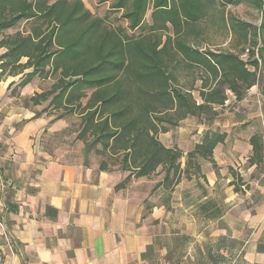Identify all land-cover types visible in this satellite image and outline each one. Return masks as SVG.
<instances>
[{"label":"crops","instance_id":"crops-1","mask_svg":"<svg viewBox=\"0 0 264 264\" xmlns=\"http://www.w3.org/2000/svg\"><path fill=\"white\" fill-rule=\"evenodd\" d=\"M245 6L262 13L249 3L228 5V28L211 24L215 34L202 45L240 57L250 47L260 77L240 99L227 89L219 118L225 141L200 160L203 175L170 187L162 173L118 189L126 172L50 146L53 156L39 137L61 121L11 105L13 78L0 77V220L14 242L13 253L0 230V264H264V27L233 11ZM239 21L258 28L252 42L236 29ZM34 90L32 81L22 93ZM194 145L178 141L185 153Z\"/></svg>","mask_w":264,"mask_h":264},{"label":"trees","instance_id":"trees-1","mask_svg":"<svg viewBox=\"0 0 264 264\" xmlns=\"http://www.w3.org/2000/svg\"><path fill=\"white\" fill-rule=\"evenodd\" d=\"M101 1L120 11L127 27L109 26L83 0H0V75L21 74L22 88L36 77L53 78L49 88L23 105L47 103L33 110V117L53 111L51 122L77 115L76 138L84 143L85 155L99 154L100 170L127 172L118 189L159 169L168 187L182 177L203 175L200 160L212 158L227 137L213 127L224 111L227 89L240 99L260 75L257 59L245 62L202 44L211 24L222 32L228 28V5H255L264 27V0ZM24 21L31 23L29 30L7 33ZM237 25L247 42L258 34L252 23ZM127 29L143 31L134 36ZM189 117L206 126L192 149L185 153L161 141L159 134ZM257 140L253 135L252 144L261 146Z\"/></svg>","mask_w":264,"mask_h":264},{"label":"rangeland","instance_id":"rangeland-1","mask_svg":"<svg viewBox=\"0 0 264 264\" xmlns=\"http://www.w3.org/2000/svg\"><path fill=\"white\" fill-rule=\"evenodd\" d=\"M86 4V6L91 9L94 15L105 17L107 19V22L109 23V26H118L122 25L124 27H127L126 21L122 18L120 11H114L111 9V4L109 1L102 2L101 0H83ZM239 17H242L243 19L247 21H251L256 25H260L262 21V13L258 9H253L248 6L235 8L233 10ZM146 22L148 23L150 18V11L146 15ZM30 22H21L17 27L11 28L7 30V33H15L16 31H27L30 29ZM143 30L138 29L136 31H131L130 29H127L128 34L138 36L142 33ZM212 30H209L208 33H213ZM4 51V48L0 47V54ZM25 61V59H23ZM21 74L16 76L9 75L8 72L4 73L3 75H0L1 78L6 79L9 81L13 78L15 83L8 87V97H12L11 99V105L15 106H23L25 109L28 110H40L44 106H46L47 103H43L42 105L34 106L30 103L29 107H25L24 100H26L28 97H30L28 94L22 93V87L18 85V83L21 81L20 78ZM182 79H185V75H182ZM54 81L53 78L44 79L36 77L33 80V88L38 91L45 90L49 88ZM31 90V89H30ZM34 90V91H35ZM33 91V90H31ZM37 92V91H35ZM34 92V93H35ZM196 96H198V93H195ZM2 112V111H1ZM0 112V113H1ZM42 115H45L47 117H52V119L55 116V113L51 111V113H44ZM41 115V116H42ZM220 118V117H219ZM215 120L213 127H218L221 129V122L220 119ZM51 119V120H52ZM58 121V120H56ZM61 123L58 126L57 131H45L42 133V135L39 137V146H44L45 149L49 151L50 154L53 156H56L57 154L54 153V149L52 150L50 146L59 147V151L64 153V156L70 154V157H73V154L78 153H84V143L80 140H77V130H78V124H79V117L77 115H68L63 119H60ZM55 122V121H53ZM51 122V123H53ZM180 127L184 128L186 131H182L183 133H180ZM206 129L205 124H202L199 122V120L195 117H189L188 119H185L180 126L173 128L171 131L167 133H161L159 134V138L161 141L167 145H178V141L180 143V146H193L195 141L201 140L202 135L204 134V130ZM50 148V150H49ZM86 156V155H85ZM87 158H98L100 159V155L97 154L95 151H91L87 156ZM127 173V172H126ZM163 173L161 169H159L155 174L148 177L149 179H158V177Z\"/></svg>","mask_w":264,"mask_h":264},{"label":"built area","instance_id":"built-area-1","mask_svg":"<svg viewBox=\"0 0 264 264\" xmlns=\"http://www.w3.org/2000/svg\"><path fill=\"white\" fill-rule=\"evenodd\" d=\"M241 59L244 60L245 62L251 61V48L250 47L245 48V50L241 54ZM248 66L249 68L253 69V66H251L250 64ZM0 230L6 240V245L11 250V252L14 253V242L11 239L10 234L6 229L4 222L1 220H0Z\"/></svg>","mask_w":264,"mask_h":264}]
</instances>
